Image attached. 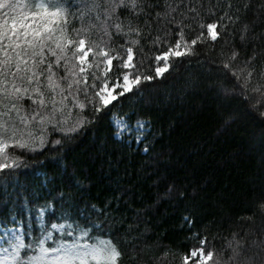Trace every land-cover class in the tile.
<instances>
[{
  "label": "snow or ice",
  "instance_id": "snow-or-ice-1",
  "mask_svg": "<svg viewBox=\"0 0 264 264\" xmlns=\"http://www.w3.org/2000/svg\"><path fill=\"white\" fill-rule=\"evenodd\" d=\"M193 96L264 123V0H0V264H164L169 209L183 264H264V183L196 228L157 151Z\"/></svg>",
  "mask_w": 264,
  "mask_h": 264
},
{
  "label": "trees",
  "instance_id": "trees-1",
  "mask_svg": "<svg viewBox=\"0 0 264 264\" xmlns=\"http://www.w3.org/2000/svg\"><path fill=\"white\" fill-rule=\"evenodd\" d=\"M95 54L101 55L99 51ZM233 106L237 107L239 118L228 127H223L217 102L210 99L193 96L184 107L166 114L174 128L170 131L165 122V135L157 144V151L166 153V163L179 182L189 192L196 190L192 201L197 213L196 228H203L208 219L205 212L215 213L217 220L225 217V226L227 217L245 215L253 188L264 183V123L247 115L245 105L233 102ZM141 190L147 192V187ZM171 211L156 214L155 232L169 250L164 264H183L182 255L190 246L185 241L188 225L182 231L180 210L176 216ZM215 231L213 225L201 235L211 241ZM220 242L217 239V246Z\"/></svg>",
  "mask_w": 264,
  "mask_h": 264
}]
</instances>
